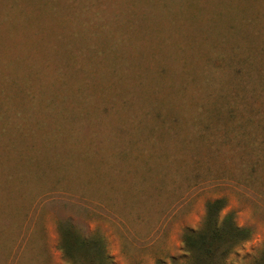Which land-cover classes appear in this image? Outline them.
<instances>
[{
	"label": "rangeland",
	"instance_id": "obj_1",
	"mask_svg": "<svg viewBox=\"0 0 264 264\" xmlns=\"http://www.w3.org/2000/svg\"><path fill=\"white\" fill-rule=\"evenodd\" d=\"M201 2L183 37L148 36L114 73L66 43L68 10L17 0L0 18V264H68L61 221L101 234L111 264H184L183 231L218 198L252 230L227 264L261 257L264 0Z\"/></svg>",
	"mask_w": 264,
	"mask_h": 264
},
{
	"label": "trees",
	"instance_id": "obj_2",
	"mask_svg": "<svg viewBox=\"0 0 264 264\" xmlns=\"http://www.w3.org/2000/svg\"><path fill=\"white\" fill-rule=\"evenodd\" d=\"M5 0V6H8ZM49 8L51 11L71 12L76 26L70 28L66 35V43L78 42L86 44L85 51L97 54L107 61L106 69L115 72L114 61L124 56L123 52L130 48H137L142 40L153 41L157 38V46L172 44V36L183 37V23L187 19L195 23L200 22L206 13L201 0H109V4L102 7V2L92 0H28ZM17 0L11 3L6 11H0V18L8 20L16 9ZM13 8V9H12ZM13 16H10L12 18ZM18 17L15 16L14 19ZM185 20V21H184ZM12 21V20H11ZM10 21V23H11ZM13 24V21H12ZM89 24L93 25V31ZM14 25V24H13ZM193 25V24H192ZM94 33V34H92ZM100 40L101 46H93V37ZM185 38H188L185 36ZM193 42L192 38L189 39ZM170 41V43H169ZM194 43V42H193ZM155 44V42H154ZM123 45L127 47H118ZM78 47V51L80 52ZM155 49V48H154ZM147 51L148 56L157 53L156 49ZM183 51V49L181 50ZM83 51L80 53L82 54ZM101 53V57H99ZM96 67L94 71L103 73ZM161 73L166 71L160 66ZM93 70L91 71V73ZM111 73V72H110ZM76 90V89H75ZM77 90H79L77 88ZM224 199L218 198L207 203L206 213L201 225L197 229H185L182 234L183 252L188 256V264H227V257L240 243L251 237L252 230L239 227L232 213L220 217L224 208ZM59 243L63 257L68 264H111L110 256L106 251L105 238L99 233L84 236L71 222L58 223ZM253 264H264V248ZM174 264H179L173 259ZM186 262V263H187ZM184 263V264H186ZM156 264H164L157 260Z\"/></svg>",
	"mask_w": 264,
	"mask_h": 264
}]
</instances>
